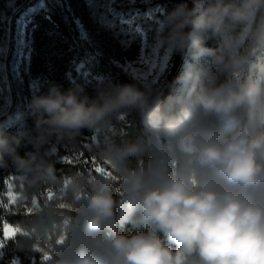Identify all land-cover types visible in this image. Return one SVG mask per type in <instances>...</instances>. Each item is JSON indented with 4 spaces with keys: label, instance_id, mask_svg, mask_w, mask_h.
<instances>
[{
    "label": "clouds",
    "instance_id": "clouds-1",
    "mask_svg": "<svg viewBox=\"0 0 264 264\" xmlns=\"http://www.w3.org/2000/svg\"><path fill=\"white\" fill-rule=\"evenodd\" d=\"M145 55L148 77L102 74L92 95L76 81L37 89L33 127L7 132L0 106V207L23 217L3 222L13 260L264 264V0H179ZM59 147L80 161L61 176Z\"/></svg>",
    "mask_w": 264,
    "mask_h": 264
},
{
    "label": "trees",
    "instance_id": "trees-1",
    "mask_svg": "<svg viewBox=\"0 0 264 264\" xmlns=\"http://www.w3.org/2000/svg\"><path fill=\"white\" fill-rule=\"evenodd\" d=\"M178 2L31 0L11 16L6 0H0V103L6 105L9 113L4 118L6 131L13 133L19 127L34 126L25 112L26 102L37 89L46 92L50 81L65 90L71 86L70 81L87 83L89 95L94 94V77L102 74L110 75L116 82H130L122 66L138 59L143 37L149 42L155 21ZM182 63L181 56L174 57L168 81H175ZM18 113L23 116L18 118ZM90 134L83 130L84 136ZM29 150L31 147L25 146L20 154ZM59 150V155H68L71 163H56V175L75 171L80 163L75 159L77 154H68L62 147ZM86 157L87 153L80 159ZM7 175L8 171L0 170V200L5 204ZM21 219V215L0 207V238L4 221L15 223ZM125 231L131 234L135 229L127 225ZM3 252L7 262L13 260L10 242ZM16 255L20 256L21 264H30L22 253Z\"/></svg>",
    "mask_w": 264,
    "mask_h": 264
},
{
    "label": "rangeland",
    "instance_id": "rangeland-1",
    "mask_svg": "<svg viewBox=\"0 0 264 264\" xmlns=\"http://www.w3.org/2000/svg\"><path fill=\"white\" fill-rule=\"evenodd\" d=\"M31 0H6V6L9 10V14L15 15L16 13L19 12V10L25 6L27 3H29ZM129 1H134V0H129ZM147 44L148 41L145 37H143L142 39V50H141V54L138 57L137 60L133 61V62H129L126 63L122 66V70L125 74H127L129 76V74L131 75H137V76H143V77H148L149 76V71L145 70L144 66L145 64L149 63L150 61L148 60V58L145 55V49L147 48ZM152 66L155 67V62L151 61ZM0 106L5 107L6 105H2V103H0ZM92 136V133L90 134V136H84L82 137V139L87 142ZM60 154V150L58 148V155ZM7 188V187H6ZM8 191V189H7ZM6 204L8 201V197L6 195L3 196ZM5 254L3 252V249H0V264H21L19 260H11L10 262H7L5 260Z\"/></svg>",
    "mask_w": 264,
    "mask_h": 264
},
{
    "label": "snow or ice",
    "instance_id": "snow-or-ice-1",
    "mask_svg": "<svg viewBox=\"0 0 264 264\" xmlns=\"http://www.w3.org/2000/svg\"><path fill=\"white\" fill-rule=\"evenodd\" d=\"M70 161V160H69ZM71 162V161H70Z\"/></svg>",
    "mask_w": 264,
    "mask_h": 264
}]
</instances>
